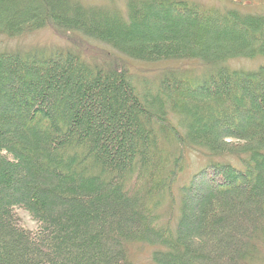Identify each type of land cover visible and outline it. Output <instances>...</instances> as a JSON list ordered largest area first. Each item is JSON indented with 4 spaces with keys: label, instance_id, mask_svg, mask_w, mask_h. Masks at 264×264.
<instances>
[{
    "label": "trees",
    "instance_id": "obj_1",
    "mask_svg": "<svg viewBox=\"0 0 264 264\" xmlns=\"http://www.w3.org/2000/svg\"><path fill=\"white\" fill-rule=\"evenodd\" d=\"M45 27L204 70L137 87L70 49L0 51V264H132L133 244L153 264H264V65L227 64L264 57V8L0 0V36ZM187 151L225 160L180 186Z\"/></svg>",
    "mask_w": 264,
    "mask_h": 264
},
{
    "label": "rangeland",
    "instance_id": "obj_2",
    "mask_svg": "<svg viewBox=\"0 0 264 264\" xmlns=\"http://www.w3.org/2000/svg\"><path fill=\"white\" fill-rule=\"evenodd\" d=\"M90 5H108L116 4L123 6L124 0H83ZM196 2L207 7H233L243 11L257 12L264 8V0H242L239 4H234L232 0H188ZM33 48H42L48 51L67 50L70 49L79 54L84 60L106 67L125 68L132 77L135 85L140 87L141 80L152 81L155 75H159L165 70H181L191 73V79H197L200 74H203L204 68L193 62H160V63H143L130 60L112 51L110 48L88 39L78 33L63 32L51 27L24 34L19 37L8 38L0 36V51H25ZM233 70L255 71L259 66L264 65V57L255 60L235 59L227 63ZM206 71H204L205 73ZM210 160H225L213 159L204 156L197 151L186 152V163L184 171L179 179L180 186L184 184L191 176L196 174L200 169L205 167ZM228 161V159H226ZM208 162V163H207ZM222 162V161H219ZM224 162V163H226ZM232 162V161H231ZM233 165V164H232ZM178 184V185H179ZM22 225L34 230L36 224L32 221L27 213L22 210L18 211ZM155 249L153 247L141 244H133L130 246V260L132 264H153L151 255Z\"/></svg>",
    "mask_w": 264,
    "mask_h": 264
}]
</instances>
